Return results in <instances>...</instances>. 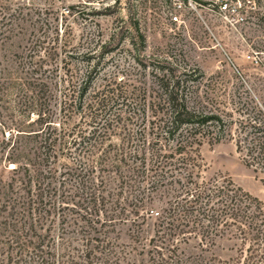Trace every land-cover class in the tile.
<instances>
[{
	"label": "rangeland",
	"instance_id": "374dc122",
	"mask_svg": "<svg viewBox=\"0 0 264 264\" xmlns=\"http://www.w3.org/2000/svg\"><path fill=\"white\" fill-rule=\"evenodd\" d=\"M169 11L164 0H0V205L24 196L26 177L19 179L14 166L25 173V166L34 170L38 158L50 154L42 165L52 173L44 174L54 189L51 211L37 232L49 236L46 243L59 259L93 246L111 253L113 264H244L241 242L230 235L212 242L158 235L163 194H149L143 182L122 189L102 165L105 152L122 145L121 130L110 131L103 146L76 145L93 129L86 105L109 85L156 95L158 78L167 72L199 70L202 100L228 102L237 90L246 101L264 100V30L242 39L212 16L189 15L179 25L169 21ZM248 50L261 54L249 58ZM87 79L90 89L81 101ZM249 87L263 90L255 98ZM200 156L205 178L231 182L264 203V182L233 140L204 142ZM89 166L94 173L87 189L82 176ZM8 215L0 209L2 249Z\"/></svg>",
	"mask_w": 264,
	"mask_h": 264
},
{
	"label": "trees",
	"instance_id": "16d2710c",
	"mask_svg": "<svg viewBox=\"0 0 264 264\" xmlns=\"http://www.w3.org/2000/svg\"><path fill=\"white\" fill-rule=\"evenodd\" d=\"M85 58L92 59L89 54ZM202 78L199 70H172L158 78L156 95L140 88L122 89L118 84L105 87L94 104L85 107L93 129L75 143L81 149L93 143L103 146L110 131L121 130L122 145L111 146L102 165L112 169L122 189L143 182L149 194H163L162 214L157 212L161 215L158 235L182 236L183 240L195 235L211 242L230 235L241 242L244 264H264V203L231 182L205 178L200 156L204 142L231 139L245 165L264 182V100L246 101L238 90L228 102L202 100L196 86ZM89 86L87 79L80 88L81 101ZM262 90L249 87L246 91L257 98ZM49 141L51 135L45 136L44 143ZM50 158V154L39 157L34 170L25 166V173L19 166L13 168L19 179L26 177L21 181L24 196L8 198L0 205L8 216L12 214V220L5 223L10 231L8 243L0 248V264H113L111 253L99 252V248L96 252L93 246L82 256L59 259L46 243L49 236L38 234V226L47 223L51 211L48 205L54 189L51 182H44V174L52 173L42 165ZM84 171V188L90 189L94 168ZM8 188L19 190L16 184ZM137 201L144 211L147 201ZM21 208L22 220L18 218Z\"/></svg>",
	"mask_w": 264,
	"mask_h": 264
},
{
	"label": "built area",
	"instance_id": "2783aa9c",
	"mask_svg": "<svg viewBox=\"0 0 264 264\" xmlns=\"http://www.w3.org/2000/svg\"><path fill=\"white\" fill-rule=\"evenodd\" d=\"M171 11L169 21L185 24L189 15L204 19L212 16L229 30L245 39L248 32L264 30V0H164ZM260 52L248 50L246 56L255 59ZM258 64L257 60H255Z\"/></svg>",
	"mask_w": 264,
	"mask_h": 264
}]
</instances>
